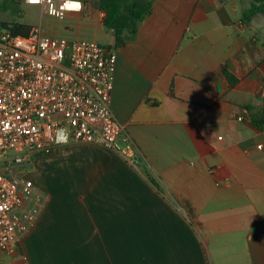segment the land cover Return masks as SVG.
<instances>
[{
    "label": "crops",
    "instance_id": "crops-1",
    "mask_svg": "<svg viewBox=\"0 0 264 264\" xmlns=\"http://www.w3.org/2000/svg\"><path fill=\"white\" fill-rule=\"evenodd\" d=\"M140 1L152 13L124 32L111 95L140 168L60 146L36 163L42 179L28 178L20 250L0 264H264V131L246 111L262 107L264 14L243 22L254 0ZM18 4L0 0V13ZM36 8L47 36L86 39L84 18L103 25L100 12L58 20Z\"/></svg>",
    "mask_w": 264,
    "mask_h": 264
},
{
    "label": "built area",
    "instance_id": "built-area-1",
    "mask_svg": "<svg viewBox=\"0 0 264 264\" xmlns=\"http://www.w3.org/2000/svg\"><path fill=\"white\" fill-rule=\"evenodd\" d=\"M21 2L58 20L86 8L84 0ZM116 69L114 47L96 40L51 37L41 27L23 36L0 26L1 253L20 250L15 212L35 194L21 169L34 159L53 156L63 145L89 144L140 168L142 152L112 109ZM65 129L67 143L60 140Z\"/></svg>",
    "mask_w": 264,
    "mask_h": 264
},
{
    "label": "trees",
    "instance_id": "trees-1",
    "mask_svg": "<svg viewBox=\"0 0 264 264\" xmlns=\"http://www.w3.org/2000/svg\"><path fill=\"white\" fill-rule=\"evenodd\" d=\"M86 4L102 14L104 27L113 30L117 44L123 43V34L126 31H136L139 24L152 13V5L144 4L140 0H87ZM259 14H264V0H254L249 9L243 13V22L249 24ZM3 27L11 26L14 33L28 36L34 29L32 26L19 22L4 23ZM227 78L234 83L232 75L224 69ZM262 107L253 114L254 108H246L250 124L264 131V95L261 97ZM152 180V179H151Z\"/></svg>",
    "mask_w": 264,
    "mask_h": 264
},
{
    "label": "rangeland",
    "instance_id": "rangeland-1",
    "mask_svg": "<svg viewBox=\"0 0 264 264\" xmlns=\"http://www.w3.org/2000/svg\"><path fill=\"white\" fill-rule=\"evenodd\" d=\"M84 1H87V0H84ZM91 11L97 12L91 7L90 4H86V8L84 11V13H86L85 16L88 14V12H91ZM42 18L43 17L41 16V14L39 13V10H37L36 7L30 6L27 4L15 5L13 15L11 17H9L7 14L0 13V22H6V21L11 22V21L16 20L20 23L35 26V27H38L40 25V23L43 21ZM98 23H99V19L94 20L93 18H84L83 23L81 24V29H77V30H80L82 35L87 37L86 39H89V40L99 39L103 42L111 41L114 36L112 31ZM120 48H121V45L115 43L116 54L118 53ZM42 159L49 160L50 157H42V158L39 157V158L34 159L30 165L28 164L26 167H24L22 171L25 173V175L22 174V176L25 177L26 179L30 178L32 180L39 179V178L42 179L43 177L42 173L40 174V172H37V173L34 172L35 171L34 167L36 163L39 161H42ZM26 175L28 177H26ZM204 236H206V234H204Z\"/></svg>",
    "mask_w": 264,
    "mask_h": 264
},
{
    "label": "clouds",
    "instance_id": "clouds-1",
    "mask_svg": "<svg viewBox=\"0 0 264 264\" xmlns=\"http://www.w3.org/2000/svg\"><path fill=\"white\" fill-rule=\"evenodd\" d=\"M69 135H70V134L68 133V130L65 129V130L61 133V135H60V140H61L62 142L67 143L68 140H69Z\"/></svg>",
    "mask_w": 264,
    "mask_h": 264
}]
</instances>
